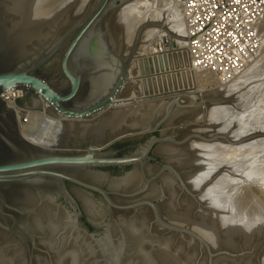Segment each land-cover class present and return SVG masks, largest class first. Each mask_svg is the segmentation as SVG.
I'll list each match as a JSON object with an SVG mask.
<instances>
[{
    "label": "water",
    "instance_id": "95a60500",
    "mask_svg": "<svg viewBox=\"0 0 264 264\" xmlns=\"http://www.w3.org/2000/svg\"><path fill=\"white\" fill-rule=\"evenodd\" d=\"M132 1L135 0L92 1L73 25L64 27L61 23L49 34L45 44L31 46L30 49L27 46L23 56L14 57L8 49L0 47V230L25 244L28 264H34L35 253L43 252L32 235L31 225L26 219L27 212L9 198L11 191L21 189H35L75 223L76 228L94 243L99 253L94 264H126L124 256L127 242L115 245L112 238L116 214L133 212L136 215L145 208L152 213L150 230L156 226L157 231L163 229L169 234L181 233L196 238L207 249L210 264H214L216 255L206 240L165 218L162 211V203L166 199L164 195L151 200L140 199L150 185L162 187V178L168 174L173 177L182 194L186 193L198 201L201 191L196 193L190 189L184 179V172L168 163L158 150L165 144L178 148L195 142L211 144L218 140L220 136L208 138L200 131L206 127L210 106L219 105V100L215 99L217 95L182 98L180 93L174 97L159 95L163 97L160 99L158 96L135 98L130 102L136 103L138 99L144 101L135 106L145 110L148 118L146 122L137 127H128L100 142H86L78 135L72 137L68 145L59 147L28 141L20 131L17 112L2 99L7 91H21L22 97L16 101V106L21 110V107H25L27 111H41L42 108L36 106L37 102L45 104L47 114L56 120V127H60L64 120H74L77 126L93 122L118 109L124 103L118 101L123 100L127 85L131 83V70L146 30L154 26L168 31L161 23H145L137 29L130 50L118 53L109 38L110 24L114 15ZM165 43L170 45L168 39H165ZM187 59L191 64L188 55ZM155 62L158 63L156 58ZM159 62L163 65L162 58ZM50 66L54 68L53 73H41V70ZM91 88L92 95L88 96L87 91ZM187 99L189 103H186ZM185 109H196L200 115L178 121V113ZM132 118L135 119L134 116ZM240 138L233 144L246 140ZM130 140L145 141L135 151L124 156H118L117 149L113 151L117 144ZM126 168L130 170L124 172ZM136 168L144 175L140 190L122 195L111 188L121 183ZM145 168L156 169V172L148 177L144 174ZM109 169L124 173L113 175ZM77 190L97 196L107 214L100 220L90 217L74 193ZM117 197L130 202L120 203ZM84 218L93 230L85 227L82 222ZM219 255L231 254L225 252Z\"/></svg>",
    "mask_w": 264,
    "mask_h": 264
},
{
    "label": "bare ground",
    "instance_id": "6f19581e",
    "mask_svg": "<svg viewBox=\"0 0 264 264\" xmlns=\"http://www.w3.org/2000/svg\"><path fill=\"white\" fill-rule=\"evenodd\" d=\"M15 1H16L15 5L13 4L10 5L11 8L9 7L10 8L9 10H11L16 17H14L13 14H10V15H13V18L9 20L10 22L5 23L4 25L0 24V47L8 49L10 52H12L14 57H16L17 55L23 56L27 46H28V49H30L31 46L36 47L38 45L45 44L48 40L49 34L52 31H54L56 28H58L59 25L62 23L61 17L63 14L61 12L62 11L61 9H63V5L67 1L68 2L66 4L71 3V0H15ZM60 2L62 3L61 6H59ZM138 3H142V5L143 4L144 5L136 8V4ZM159 3L161 4L163 3L162 4L164 5L163 7H168V8L171 7V3L174 6H176L172 0H160ZM90 6L91 4L84 10L88 9ZM131 6L133 7L132 9H130ZM128 8L131 10L129 14H127L129 11ZM150 8H151L150 0H135V1H132L126 4L124 7L120 9V11L116 15H114L112 22L110 24V29H109L110 37L109 38L112 41L114 48L116 49L118 53H120L123 50L125 52L130 50V47L132 45V41L134 39L137 29L140 26L144 25L145 23H148L144 21H147V18H148L147 12H149ZM176 9L174 7H171V10H170L171 12H168L171 15L169 18L170 19L173 18L171 25L169 24L170 30L168 29V31H161L160 40L163 46L161 50L155 47L156 44L153 43L154 41L153 42L151 41L152 44L148 43L150 45L145 47V49L143 50L142 47L149 40V38L146 40H145V37L143 38V40L145 41H143L142 43V46H141L142 50L140 49V52L138 53L135 59V62L133 63L134 66L139 71V74L142 75V77H139L138 76L139 74H138L137 76L139 78L138 77L133 78L132 73L130 74L131 83L127 85L123 100L118 101V103L124 102L123 104L117 107L118 109L111 111V113L109 114L100 116L98 119H96L93 122L82 123L79 126H77L75 122H73L74 120H64L60 124V127H56L55 118L47 114V111H48L47 106L45 104L41 105L39 101L37 102L36 106L41 107L42 108L41 111L21 110L17 106L11 105L10 109H12L13 111L15 110L17 112L18 117L20 116V112L25 111V113L29 115V117L31 118V122L29 124L20 127V131L22 135L28 141L32 143H37L43 146L52 145L53 147L54 146L59 147L61 145H68L67 143H71L70 140L72 139V137L75 138L78 135H80V137H82L86 142L88 141L90 142L92 140H96L100 142L101 140L108 138L112 134L118 133L119 131H123L124 129L128 127H132V128L137 127L139 124L144 123L148 120L147 115L145 114V110L141 109L140 106H135V105H141L142 103H144V101H142L141 99L153 97V96H158V99L163 98L162 96H159V95H166L168 97L169 96L174 97L176 94H180V93L182 95H185L183 93L184 91L182 90L188 89L186 87L188 85H185V89L179 90L176 85L175 87H171V86L167 87L165 85L164 87H162L161 85L156 84L155 82H152L153 80L160 78V76H161V79H162V76L167 77V75H169L171 71H173L172 67L175 65L174 56L182 54L184 53V51L187 52L186 47H187L188 40L186 39V35H185L184 21L180 14V8L177 10ZM4 10L6 9L4 8ZM12 12H9V13H12ZM40 13L46 14L47 21H43V22L41 20H40L41 22L39 21L40 16L38 15ZM150 13L148 14L150 15ZM81 14H82V11L80 15ZM120 14H121V18L119 19H123L126 22V25L125 23L120 22L119 20L120 25L113 28L114 21L118 19V16ZM156 14L158 15V11L154 10L153 14L151 15L156 17ZM79 16L77 19H79ZM148 19L151 20V16ZM65 21L66 22H63L62 24L64 25V27H66L67 25L70 26L71 24L73 25L77 20L72 22V19L70 20L66 19ZM127 21H129L130 23L133 22L131 24L133 26H131L129 22L127 23ZM55 26L57 27L55 28ZM129 28L130 30H128ZM127 31H130L131 33V37H130L131 41L129 42V44L124 45L123 38H124L125 32ZM157 35H159V33ZM152 38H155V37H152ZM165 39L169 40L170 45L169 44L166 45ZM262 51H264V48L260 51L259 55L261 54ZM185 56H187V54L184 55L183 57ZM155 58L158 59L157 60L158 63L155 62ZM160 58L163 59V65L161 64V62H159ZM151 60H153L152 61L153 63L150 62ZM259 63H262V62H259ZM245 69L239 72V74L237 75V76H240L239 80L244 79L245 72H246ZM191 71H193V73L195 72L192 68V65H191ZM138 79L142 80L140 83L142 86L143 93L139 95L129 94L131 87H135L137 84H139ZM234 82H237L236 79ZM194 85L195 87L191 89ZM194 85L192 87H189L191 90L189 89L190 91H188L187 94L188 93L196 94L201 91L202 76L200 73H197V72L194 73ZM141 86L139 85V87ZM92 89L93 88L87 91L88 96L92 95V92H93ZM209 95L213 96L215 94L210 93ZM135 98H141V99H138V102L136 103L130 102V100L135 99ZM199 115H197V117H199ZM133 116L135 118L134 120L132 118ZM247 118H249V116ZM183 119H184V116H183ZM178 121L180 120L178 119ZM241 127L242 125L241 123H239L238 129H240ZM245 130H248V128L247 129L245 128ZM239 135L241 136L236 135L234 137L239 138V137L244 136L242 135V133ZM245 147L243 148L246 149ZM188 149L189 148H187L186 146L177 148L173 146L172 144H165L158 150V153L165 156L167 159V162L174 164L178 170L187 171L190 169V165H191V160L188 158V152H189ZM237 151L238 150H236V152ZM248 152L249 151H247L246 153ZM235 154L232 153V155H235ZM224 156L226 157L227 155H224ZM230 159H233V158H230ZM230 159H228V162L230 161ZM252 170H255V169H252ZM189 171L191 172L192 170H189ZM155 172H156V169H150V168L144 169V174L148 177L153 175ZM200 175H201L200 173L197 174V172H194V174H192V176L190 177L191 182L196 186L199 185ZM183 176L187 183L186 173H184ZM249 176L250 175L246 177L248 178ZM172 179H173L172 176L166 174L162 178V187L150 185L149 188L146 190V192L141 195L140 200H145V199L151 200L153 198H157L161 195H164L167 197V200H166L167 203L165 204L168 205V209L170 212L169 214L172 215L173 214L172 206H173V203H174L173 201L176 195L175 190H174V184H173L174 179L173 180ZM174 183L177 186V188H179L175 180H174ZM143 184H144V175L140 171L139 168H136V170L130 173L129 175H127L121 183L113 185L111 186V188L118 191L122 195L133 194L137 192L138 190H140ZM187 185L188 187H190L188 183ZM190 189H192L193 191L196 190L195 188L194 189L190 188ZM179 191H180V195L184 196L181 194L182 192L180 188H179ZM74 193L78 196L81 203L83 204L84 209L86 210V212L88 213L90 217L96 220H100L102 217H104L105 211L103 207L100 206L98 203H96L95 200H93L89 195H87L84 192L78 191V190L74 191ZM9 198L12 202L19 204L21 207H23V209L27 212L28 215L26 216V219L31 225L32 235L36 239L35 241L37 243V246L43 252V253H40V252L35 253L34 264H92L94 259L99 255L97 249L94 247V243L84 233H82L80 230L76 228L75 223L61 209H59L57 206H54L49 199H47L45 196H43L41 193H39L35 189H24V190L21 189V190L11 191L9 194ZM176 199L179 200L178 198ZM243 200H245V198ZM243 200L242 202L244 204ZM250 200H249V203H250ZM117 201L120 203L130 202L128 199H125L123 197H117ZM245 201H246V205H248L249 204L248 200L246 199ZM180 203L178 204V206L180 205ZM186 204L184 205L186 206ZM251 207L252 209L254 208L255 212L258 211L257 209L259 207L256 204L254 203L251 204ZM251 207L249 210H251ZM256 207L258 208L256 209ZM143 210L149 211L151 215L150 217L152 219L151 211L146 208L140 209L136 213V215L133 212H129L128 214L117 212L116 214V224L113 227V232H112L113 237L112 238H113V242L115 245H120L124 241L127 242L125 256H124L125 263L126 264H184L185 262L183 263V260L180 258V256H178L179 253L181 252V249L177 250V253H176L175 251H173L174 249L171 248V243L168 240L164 241V243L162 244L163 241H161L158 236L152 235L153 230H150L151 220L150 222L148 221L146 217V215H148L147 213L146 214L145 212L141 213V211ZM186 211L190 212V210H186ZM139 212H140V216H139ZM255 212H254V215H255ZM174 215L175 217H178L175 213ZM233 220H235V218ZM246 223L248 225L250 223V220H249V223L248 222ZM234 228L235 226L232 229ZM239 232L241 233V231ZM238 234L239 233H237V235ZM167 235H169L170 239H172L170 236L171 234L168 233ZM165 237L163 236V238ZM246 243L248 244V242ZM178 248L179 247H176V249ZM193 253L191 255H193ZM43 256H45V258H43ZM192 258L194 259L196 257L191 256L190 261L193 260ZM188 259H187V263L189 261ZM185 260L186 258L184 259V261ZM236 262L237 261H235V263ZM0 264H28L27 249H26L25 244H23L21 240H19L18 238L12 235H9L8 233L2 230H0ZM245 264H248V263H245Z\"/></svg>",
    "mask_w": 264,
    "mask_h": 264
},
{
    "label": "rangeland",
    "instance_id": "374dc122",
    "mask_svg": "<svg viewBox=\"0 0 264 264\" xmlns=\"http://www.w3.org/2000/svg\"><path fill=\"white\" fill-rule=\"evenodd\" d=\"M159 1L160 0H150L151 8L149 9V12H147V15L148 18H150L151 16V20L147 18V21L144 22L161 23L165 27H167L168 30L170 28L173 19L172 17H171L172 19L169 18L171 15L168 12H171L170 11L171 7H174L175 9L176 8L179 9V6H177L175 3L174 4L176 6H174L171 3V7L169 8L163 7L164 6L162 5L163 3L161 4L159 3ZM91 2L92 0H71V3L68 4L65 3L66 5L64 4L63 9H61L63 15L61 17L62 21L61 19L60 21L63 23L66 22L65 21L66 19L67 20L72 19V22L77 20L81 11L83 14L85 11L84 9L87 8L91 4ZM15 3H16L15 0H0V19H1L0 24L4 25L5 23L10 22L9 20L13 18L14 14L9 9L11 8L10 5L12 4L15 5ZM61 5L62 3L60 2L59 6ZM143 5L142 3H138L136 4V8L139 6L141 7ZM4 8L6 10H4ZM132 8L133 7L131 6L130 9ZM130 9L128 8L129 11L127 14L131 12ZM154 10L158 11V15L156 14V17L151 15L153 14ZM148 13H150V15ZM38 16H40L39 21L40 20L42 22L47 21L45 13H40ZM14 17L16 16L14 15ZM119 18H121V14L118 16V19L114 21L113 28L120 25V22H123L126 25V22L123 19H119ZM128 22L129 21H127V23ZM132 23L133 22L131 23L129 22L130 25ZM56 27L57 26H55V28ZM128 30H130V28ZM146 31L147 32L145 33L144 37L145 40L148 38L149 40L142 47L143 50L145 49V47L152 44L153 41H154L153 43L155 44L161 43L160 34L161 31L164 30L160 29L159 27L151 26ZM158 33L159 35H157ZM130 37H131L130 31L125 32L123 38L124 45L129 44V42L131 41ZM263 52L264 51H262L261 54L255 60H253V62H251L248 65V67L245 69L246 72L244 79L239 80L240 76L236 75L237 77L235 76L231 82H228V84H223L220 83V81L214 77L201 74L202 89L200 92L196 94L193 93L187 94L188 91H190L195 87L194 85L195 72L193 73V71H191V64L188 63L187 56L183 57L184 55L187 54L186 51H184V53L182 54L174 56L175 65L172 67L173 71H171V73L167 75V77L162 76L161 79L160 76V78H157L156 80L152 81L155 82L156 84L161 85L162 87H164V85L167 87L169 86L175 87L176 85L179 90L185 89V85H188L186 86L188 89L182 90L184 91L183 93L185 94V95H181L182 98H189L196 95L202 96L204 94L213 93L217 95V96L214 95L216 101L219 100L218 106H210L209 116H208L209 119L206 124V127L199 130L202 131L203 135L208 138L214 137L216 135L220 136V138L211 144L195 142L193 144L186 146L187 148L190 149V150L188 149L189 152L188 151L187 152H188V158L191 160V165L189 170L192 171L191 172L189 170L187 171L182 170V171L186 173L187 183L189 184L190 188L193 189L195 188L196 190L194 191L196 193L201 191V194L198 196V201H195L194 199L190 198L189 195H186V193L183 194L181 193L182 195H184L181 196L179 188H177V186L174 183V180L172 179L176 194L172 206L173 209L172 215L169 214L170 212L168 209V205L165 204L167 203L166 196L164 203H162V211L167 220H169L175 225L177 224L180 227L187 228L189 231H192L197 236H201L204 240L208 242L212 253L216 255L213 259L214 264H245V263L264 264V217H263L264 216L263 213L264 211V173H263L264 171V137H263L264 136V63H263L264 53ZM50 72L52 73L54 72V68L52 66L48 67V69L41 70V73L44 74H50ZM131 73L133 75V78H137L138 76L142 77V75L139 74V71L135 66L131 70ZM235 79L237 82H234ZM141 81L142 80L138 79V83H139L137 84L138 86L136 85L135 87H131L129 94L139 95L143 93L142 86L140 83ZM139 85L141 87H139ZM189 87L192 88L190 89ZM186 103H189L188 99L186 100ZM21 108L22 110H26L25 107H21ZM197 115H199V111L196 109H189V110L185 109L178 113V117L180 121L193 119L194 117H197ZM248 116L249 118H247ZM239 123H241L242 125L240 129H238ZM245 128L246 129L248 128L249 131L245 130ZM235 133L238 136H241L239 134L242 133V135L244 136H242L240 139H246V140L240 144L239 143L236 145L233 144V142L237 143V137L236 138L234 137L236 136ZM243 147H245L246 149H244ZM236 150L238 151L236 152ZM246 150L251 153L249 152L246 153L247 152ZM232 153L233 154L236 153V154L232 155ZM224 155L227 156L225 157ZM228 159H230L229 162ZM249 171L251 174L253 173L254 175L252 174L251 176ZM194 172H197V174L198 173L201 174L199 176L198 186L194 185L191 182L190 177L192 176V174H194ZM248 175H250L251 177L249 176L247 178L246 176ZM90 197L93 200H95L96 203H98L100 206L103 207L105 213L107 212L105 206L101 203L100 199L97 196L91 195ZM176 198H178L179 200H177ZM244 198L245 200L246 199L248 200V203L249 200L251 199L249 203L250 205L249 204L246 205V201L243 200ZM181 199L183 200V202ZM242 200L244 201V204L246 206L243 204ZM179 203L180 205L178 206ZM253 203L259 207V208L256 207V209L258 208L257 212L254 211V208L252 209L253 205L251 207V204ZM184 204H186V206ZM250 207L251 210H249ZM186 210H190V212ZM144 212L145 214L146 213L148 214L146 215L148 221L149 222L150 220L152 221L150 217L151 216L150 212L147 210L141 211V213ZM174 213L178 217H175ZM178 214H180L181 217ZM139 216H140V212H139ZM234 218L235 220H233ZM246 222H248L249 224L247 225ZM241 224L243 225V227ZM234 226L235 228L232 229ZM154 228L155 229H153L152 235L158 236L160 240L163 241L162 244L164 243V241L168 240L171 243V248L174 249L173 251L177 253V250L181 249L180 252L181 254L179 253L178 256H180V258L183 260V263L184 262L186 264L211 263V261L209 260V254L207 252V249L204 246H202L198 242V240H196V238L181 233L171 232L170 236L172 239H170L169 235H167L168 232L166 230L158 229L157 231V227L155 226ZM236 229L238 230V232ZM239 231H241V233ZM237 233L239 234L237 235ZM163 236L164 237L166 236L167 238L166 237L163 238ZM246 242H248V244ZM176 247L179 248L176 249ZM225 252H228L231 255L218 256V254ZM192 253L193 255H191ZM191 256L196 258L194 259L192 258L193 260L190 261ZM43 258H45V256H43ZM185 258L186 260L184 261ZM187 259L189 260L188 263H187ZM235 261L237 262L235 263Z\"/></svg>",
    "mask_w": 264,
    "mask_h": 264
},
{
    "label": "built area",
    "instance_id": "2783aa9c",
    "mask_svg": "<svg viewBox=\"0 0 264 264\" xmlns=\"http://www.w3.org/2000/svg\"><path fill=\"white\" fill-rule=\"evenodd\" d=\"M172 1L180 8L187 55L195 72L228 84L264 48V0ZM155 47L162 49L161 43ZM21 97V91L2 95L9 106H16ZM19 120L21 126L31 122L24 111Z\"/></svg>",
    "mask_w": 264,
    "mask_h": 264
},
{
    "label": "flooded vegetation",
    "instance_id": "af4514ba",
    "mask_svg": "<svg viewBox=\"0 0 264 264\" xmlns=\"http://www.w3.org/2000/svg\"><path fill=\"white\" fill-rule=\"evenodd\" d=\"M145 140H130V141H126L123 142L121 144H117L116 146L113 147V151H115L118 153V156H124L127 154L132 153L133 151H135L138 146L140 144H142ZM128 144L129 146L124 147V145ZM158 161L161 162V159H158ZM153 166L155 165V163H151ZM130 170V168H126L124 172H128ZM109 171L112 172L113 175H121L124 172H122L121 170L118 169H109ZM83 224L85 225V227L89 228L90 230H93L92 227L88 224V222H86L85 218L82 220Z\"/></svg>",
    "mask_w": 264,
    "mask_h": 264
}]
</instances>
